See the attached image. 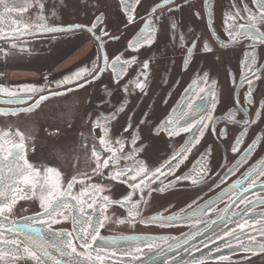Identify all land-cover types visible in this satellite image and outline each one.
Masks as SVG:
<instances>
[{"label":"water","instance_id":"1","mask_svg":"<svg viewBox=\"0 0 264 264\" xmlns=\"http://www.w3.org/2000/svg\"><path fill=\"white\" fill-rule=\"evenodd\" d=\"M129 2L134 9L131 21L123 0H29L26 11L19 10L20 0H6L14 11L4 13L0 7L3 17L0 19L3 35L0 38V87L17 91L25 102L8 103L18 97L0 92V110L7 113L0 114V133L9 131L12 135L5 139L18 143L15 133L22 132L27 160L42 173L48 167L58 169L64 188L76 177L73 197L95 184L103 188L101 197L121 201L133 192L132 181L130 176L128 184L122 182L123 178L113 180L110 173L114 167L132 166L134 160H142L149 171L162 168L164 174L158 173L159 179L150 177L141 185L142 195L140 189L135 190L132 201H140L134 209L138 215L130 217L128 205L120 203H111L102 210L101 201L88 209L92 222L103 221L104 226L99 229L100 238L93 245L95 251L83 249L81 242L75 241L77 252L91 251L93 259L96 255L103 256V264H264V252L246 250L264 243V235L260 234V223L264 222V176L259 175L257 168V175L246 178L253 166L264 161V43L254 45L251 38L244 37L233 41L229 36L230 23L248 24L251 21L246 9L253 14L259 9L254 0H172L155 12L153 7L162 0ZM40 4H43L42 9ZM48 11L55 12L56 16L60 12L66 15L51 19ZM230 15H235L236 20H229ZM98 16H102V21H97ZM149 20L155 29L152 43L137 49L128 47ZM24 23L29 24V31H15ZM94 23L95 29L89 31ZM40 25L65 29L71 25L83 27L63 32L34 30ZM258 28L264 31V23L258 24ZM88 40L94 42L90 53L70 67L53 72ZM206 43L210 51L205 49ZM105 54L109 65L118 55L122 60H135L119 82L111 67L103 63ZM246 54L255 57L254 63ZM246 59L251 72L245 67ZM145 62L149 65L147 69L143 68ZM95 66L104 69L103 72L98 73L96 80L88 75L91 83H85L82 88L76 87V83H84L83 80L65 85L57 83L81 69L91 71ZM9 69L31 71L40 77L9 82L2 79L3 71ZM142 72L147 74L143 90L135 83L138 76L144 79ZM245 77L252 80L251 89ZM222 86L230 92L226 102L220 99ZM25 87L37 91H19ZM41 89L43 91H39ZM55 92L61 94H51ZM41 95L48 98L36 107ZM122 104L124 111L119 112ZM29 107L31 111H21ZM46 108L49 110L44 111ZM40 112L62 121L64 126L47 127L46 132L41 133L36 123ZM113 113L115 119L103 124L108 129L109 146L119 149L116 141H123V151L118 152L121 156L133 153L134 149L138 151L133 153V160L121 159L118 165L110 163L108 168L94 172L93 148L101 153V161L111 155L100 144L103 131L95 122ZM228 113L235 114V122L228 119ZM209 114L214 122L201 120ZM170 119L177 128L197 121L208 126L197 125L191 132L182 131L172 136L167 130H161L163 136H155L154 121L158 120L161 128L168 129L173 127L165 123ZM245 119L249 120L248 124L243 123ZM241 133H244L243 142L239 152H234L232 148ZM134 136H138L135 144L132 143ZM193 137L199 138V143L179 167L175 166V160L171 161L173 170L169 173L168 167L162 166L175 152L181 151L182 146L192 143ZM253 141H257L255 147L246 152ZM242 155L245 160H240ZM204 165L207 170L201 172ZM7 175L5 170V179ZM184 176L191 178L177 179ZM252 180L255 187L249 186ZM40 194L38 187L35 196L29 192L31 198L18 200L10 219L23 224V218L40 213ZM65 215L69 219L52 224L51 229L42 224L35 226L43 227L47 239L57 242L60 233H74L71 217L80 213L69 208ZM161 216L165 219L159 218ZM244 222L247 224L242 231L238 224ZM5 227L10 228L11 224L5 222ZM113 240L116 243H112ZM149 243L158 247L150 250L145 247ZM137 248L141 250L139 253ZM51 251L59 258L55 249ZM0 264H35V261L21 252L6 256Z\"/></svg>","mask_w":264,"mask_h":264},{"label":"snow or ice","instance_id":"2","mask_svg":"<svg viewBox=\"0 0 264 264\" xmlns=\"http://www.w3.org/2000/svg\"><path fill=\"white\" fill-rule=\"evenodd\" d=\"M126 6V10L129 13V20H133L134 16L132 12L134 9L132 8V4L129 0H123ZM172 0H162L161 4H157L153 7L152 11L155 12L157 8L163 7L166 4L171 3ZM134 3H139V0H134ZM257 8L259 9L258 13H251L250 9H246L249 12L250 23L248 24H229V36L233 41L237 40L239 37L251 38L254 42L264 43V31H260L258 28V24L264 23V0H254ZM29 6V0H20L19 10L26 11ZM0 7L3 8L4 13H9L14 11V9H10L6 0H0ZM39 7L42 9L43 4H40ZM238 15V13L236 14ZM2 14H0V19H2ZM43 19V17H41ZM97 21H102V16H98ZM229 20L235 21L236 16L230 15ZM14 24L16 21L13 22ZM82 25H71L67 29L65 28H57V27H47L45 25H40L37 29L41 31L48 32H57V31H71L73 28H81ZM96 24L92 25V28L89 31L95 29ZM175 27V25H173ZM235 29V31H233ZM15 31L17 32H27L29 31V24L24 23L22 27H16ZM107 35V33H104ZM155 35V29L152 26V21L149 20L145 23L144 28L141 29L140 33L137 37L129 42L128 47L137 49L142 47L144 44H151L152 39ZM0 38H3V35L0 34ZM98 40L101 37H97ZM101 46H103L101 44ZM195 45H193L194 48ZM15 47V45H13ZM205 49L210 51V46L206 43ZM193 49H189V53H191ZM246 56H251L252 61L254 63L255 57L252 54H246ZM135 60H122L121 56H116L111 64L109 65L108 57L105 54L103 56V63L106 67H111L112 72L117 78V82H119V78L126 74L127 67L134 63ZM245 67L248 72L252 71L251 66L249 65L248 59L245 60ZM148 63L145 62L143 64V68H148ZM104 69L99 68V66H95L91 71L87 68L81 69L80 71L74 73L70 77H66L63 81L57 82L58 85L71 84L73 82H77L83 80L84 83H76V87L82 88L85 83H91V80L87 79V76L90 75L92 80H96L99 78L98 73H102ZM140 75L144 76V79L141 80L139 76L137 77L135 83L136 87L143 90L146 87L145 81L147 80V74L141 73ZM259 78L258 76L256 77ZM249 88L251 89L252 80L247 79L245 77ZM72 89H67V91H71ZM21 92H36L37 89L33 87H25L20 89ZM39 91H43L42 89ZM124 91H128L127 87L124 88ZM203 91V89H200ZM0 92L6 93L10 97H18L17 91H10L3 87H0ZM52 95H60L61 93L55 92L51 93ZM249 98L251 97V91L248 92ZM48 97L41 95L39 99L36 101V107L39 104L46 100ZM8 103L16 102V103H24L25 100L23 97H18L16 101H7ZM124 105L122 104L118 111H124ZM32 108L29 107L27 109H21V111H31ZM247 111V109H245ZM0 114L7 115L6 112L0 110ZM228 119L235 122V114L228 113L226 114ZM116 114L113 113L109 117H102L95 122V126L97 128H101L103 131V135L99 137V141L101 145L106 147V150L111 153L107 159L101 161V153L96 151L93 148L92 156L95 158L96 168L93 169L94 172H98L101 168H108L109 164L118 165L121 159L133 160V153L138 151L137 149L133 150V153L124 154L123 156L118 155V152L123 151V141H116L117 144L120 145L119 149L112 148L109 145L111 144V140L108 138V129L103 127V124H106L108 121L115 119ZM257 117H259V113H257ZM201 120H207L210 122L213 121V117L209 114L206 117H202ZM166 124H173V121L170 119L165 122ZM244 124H248L249 120L245 119L243 121ZM199 125L202 128H206L207 124H202L200 121H197L196 124H190L187 127L177 128L174 126L168 129L162 127L158 130H167L170 136L179 135L180 132H191V130ZM131 127V125H129ZM127 130V129H126ZM12 135L9 131H5L0 133V260H3L6 256H11L14 253H23L28 258H31L35 261V264H103L104 257L100 255H96L93 259L91 251L87 254L84 252H77V246L75 241H80V246L86 250H93V245L96 243L97 239L100 238L99 229L104 226L103 221H97L95 224L92 222L91 218L88 214V209H92L96 206L97 203L102 201V210L106 209L111 203H120L122 205L127 204L129 207V216L134 217L138 215V211H134V209L138 208L140 201H132V196L135 193V190L140 189L141 195L143 194V189L141 185L144 184L145 180H149L150 177H156L159 179L158 173L163 175L162 168H156L154 171H149V169L144 166V162L142 160H134L132 166H124V167H114L113 171L110 173L111 178L113 180H120L125 184L129 183L128 177L132 183L130 187L133 189L132 193H129L127 196L123 198L121 201H111L107 196H100V193L103 191V188L99 185H89L88 188L83 189L78 196H72V189L77 182L76 177H73L71 181L68 182L67 187H63L62 174L61 172L54 168L48 167L44 169L43 173L41 169L35 168L26 158V143L25 136L19 130L16 131L15 136L18 137L19 142L13 143L10 139H5V137ZM203 135V132H200V136ZM243 135L237 138L236 144L233 146L232 150L234 152H239V145L243 142ZM138 136H134L132 139V143L135 144ZM199 143V138L193 137V142L190 144H186L182 146L181 151H177L171 157V160L166 161L165 165L162 167H168L169 173L172 172L173 168L171 167V161L175 160L176 167H179L180 163H183L185 159H187V154L191 151L195 144ZM257 141H253L252 145H249L248 149L245 151H251L252 148L255 147ZM179 158V159H178ZM240 160H245V156H241ZM240 163V161H237ZM259 168V175L264 176V161L259 162L257 165L253 166V168L246 174V178H251L257 175L256 169ZM5 170L7 171V179H5ZM206 165L201 167V172L206 171ZM139 179V183H136L137 179ZM191 177H177V179H189ZM193 182H197L196 179H193ZM83 183V180L80 181ZM240 182L237 181V184ZM250 187H255V181L252 180ZM39 187L40 189V207L42 211L40 213L35 214L34 217H25L24 223L20 224L17 221H12L10 219V214L13 211L14 206L20 199L31 198L28 193L30 192L32 196L36 195V189ZM27 189V192L25 191ZM161 191L164 190L162 187ZM87 197V199H85ZM99 198V199H98ZM91 201V202H89ZM250 203V202H249ZM69 208L73 209V211L78 210L80 213L79 216L73 215L71 217L74 225V233L67 232L60 233L58 235L57 242H53L48 240L46 237L45 229L43 227L37 228L36 224L46 225L48 229H51L52 224L60 223L61 220H68L69 216L65 215L66 210ZM43 217V219H40ZM264 217V214H262ZM107 219V217H104ZM161 219H165L164 217H159ZM152 219H157V217H153ZM5 222L11 224L10 228L5 227ZM247 222L238 224V227L243 231L246 227ZM250 227V225H249ZM11 234V235H10ZM231 235L232 233H226ZM260 234L264 235V222L260 223ZM63 237V238H61ZM250 240H255L254 237H250ZM112 243H116L115 240ZM242 243V242H241ZM145 247L148 249H153L154 247H158V245L149 243L146 244ZM52 249H55L59 253V258L52 253ZM258 249L259 252H264V243H259L254 248H248L246 250L253 251ZM141 250L139 248L136 249V252L139 253ZM68 257L69 259H65ZM84 257V259H81ZM221 259H224L223 257ZM202 264V262H201Z\"/></svg>","mask_w":264,"mask_h":264},{"label":"rangeland","instance_id":"3","mask_svg":"<svg viewBox=\"0 0 264 264\" xmlns=\"http://www.w3.org/2000/svg\"><path fill=\"white\" fill-rule=\"evenodd\" d=\"M66 13L65 12H60L59 15L56 16V13L53 11H48L47 16L51 19H54L55 17L60 19V17H65ZM94 42L92 40H88L85 45H83L80 49H78L73 55L68 57L64 63H62L60 66L56 67L53 69V72H58L66 67H70L71 65L75 64L78 62L80 59L85 57L90 51L93 49ZM3 73H7V76L5 77L6 81L9 82H14L18 83L27 79H38L39 74L31 72V71H26V70H20V69H9L3 71ZM226 86H222V91L220 95L221 102H226L230 92H228L226 89ZM166 103V102H165ZM49 110V108H46L44 111ZM40 116L36 118V123L37 127L41 131V133H45L47 127L53 128L54 125H61L64 126L62 121H59L55 118H50L47 116H44L42 112L39 113ZM161 125L159 121H154V128H155V136L161 137L163 134L161 133Z\"/></svg>","mask_w":264,"mask_h":264},{"label":"flooded vegetation","instance_id":"4","mask_svg":"<svg viewBox=\"0 0 264 264\" xmlns=\"http://www.w3.org/2000/svg\"><path fill=\"white\" fill-rule=\"evenodd\" d=\"M264 53V44L262 45V54ZM7 76V73L5 74V73H3V76H2V79H5V77ZM247 88V90H248V85L246 86L245 85V89Z\"/></svg>","mask_w":264,"mask_h":264}]
</instances>
